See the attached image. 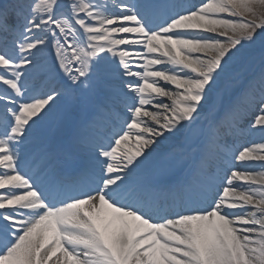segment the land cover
Masks as SVG:
<instances>
[{
  "label": "snow or ice",
  "instance_id": "6c2138e0",
  "mask_svg": "<svg viewBox=\"0 0 264 264\" xmlns=\"http://www.w3.org/2000/svg\"><path fill=\"white\" fill-rule=\"evenodd\" d=\"M258 38L264 0H0V264H264V142L226 140L264 132ZM99 86L126 119L85 181L40 133ZM164 145L195 180L141 179Z\"/></svg>",
  "mask_w": 264,
  "mask_h": 264
},
{
  "label": "bare ground",
  "instance_id": "6f19581e",
  "mask_svg": "<svg viewBox=\"0 0 264 264\" xmlns=\"http://www.w3.org/2000/svg\"><path fill=\"white\" fill-rule=\"evenodd\" d=\"M80 99L81 98H80L79 91H76V92H73V93H67V95H66V101L62 105V109H66V115H65L66 119H70L71 120V118L73 117L72 111L74 109L72 106H73L74 103H77ZM256 131H258V129H253V132H256ZM131 146L132 145L130 143L127 147H123V149L127 151L128 147H131ZM158 151L152 157L158 156L160 154ZM141 159H143V158L141 157ZM149 160L145 163L144 167L146 165H149L150 164V161Z\"/></svg>",
  "mask_w": 264,
  "mask_h": 264
},
{
  "label": "rangeland",
  "instance_id": "374dc122",
  "mask_svg": "<svg viewBox=\"0 0 264 264\" xmlns=\"http://www.w3.org/2000/svg\"><path fill=\"white\" fill-rule=\"evenodd\" d=\"M263 46V43L259 41V38L256 40L255 44H252L249 46V49H256V48H259L261 49ZM254 58V57H253ZM254 61H257V65H259V58H256L254 59ZM234 87V86H233ZM262 141L261 142H264V132H262Z\"/></svg>",
  "mask_w": 264,
  "mask_h": 264
}]
</instances>
